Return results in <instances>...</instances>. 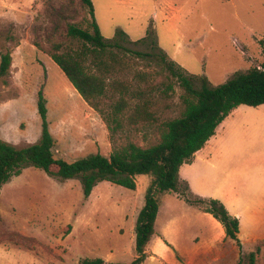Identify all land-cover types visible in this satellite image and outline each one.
Here are the masks:
<instances>
[{
    "label": "rangeland",
    "instance_id": "obj_1",
    "mask_svg": "<svg viewBox=\"0 0 264 264\" xmlns=\"http://www.w3.org/2000/svg\"><path fill=\"white\" fill-rule=\"evenodd\" d=\"M91 1L103 38L110 40L122 30L132 42L126 48L157 54L154 40L171 60L212 86L264 61V0ZM89 19L81 0H0V54L9 50L12 57L9 76L0 79L1 139L17 147L39 139L36 102L41 91L56 159L73 162L95 153L109 157L112 144L105 122L46 54L53 44L76 48L67 27L87 28ZM142 39L146 41L135 43ZM131 58L128 63L136 68L158 70L154 64L135 65ZM122 78L130 80L131 71ZM162 80L155 77V82ZM181 94L178 86L169 98L157 94L159 123L178 117ZM126 136L143 148L159 141L157 125ZM125 138L123 133L117 145ZM206 151L181 167V177L194 194L241 213L240 246L225 237L219 250L193 253L194 246L201 249L220 233L216 228L221 231V224L214 227L200 208L163 195L155 231L168 230L166 239L159 235L166 252L142 264H237L256 248L254 264H264V105L235 108ZM150 180L136 177L134 191L103 181L85 199L78 180L60 181L39 169H23L0 189V264H81L85 259L131 264L136 218ZM221 255L224 262L214 261Z\"/></svg>",
    "mask_w": 264,
    "mask_h": 264
},
{
    "label": "trees",
    "instance_id": "obj_2",
    "mask_svg": "<svg viewBox=\"0 0 264 264\" xmlns=\"http://www.w3.org/2000/svg\"><path fill=\"white\" fill-rule=\"evenodd\" d=\"M81 1L90 18L88 27L73 24L67 27V35L77 47L63 49L60 44H53L46 54L81 99L101 116L109 132L112 151L109 157L95 153L73 162L56 159L53 152L55 142L48 128L46 101L39 91L36 102L41 122L39 139L17 147L0 138V189L26 168L39 169L60 181L78 180L85 199L100 182L134 191L136 177L148 176L151 180L135 223L136 257L131 264H141L145 260L146 247L155 234L162 197L168 194H176L185 204L211 215L224 228L226 239L240 246L239 220L231 216L220 201L194 194L188 183L180 178L179 170L182 165L191 164L195 153L214 136L216 128L235 108L264 105V61L259 68L237 72L225 83L212 86L205 77L191 75L171 60L154 40H151L152 49H157V54L126 48L124 44L132 42L122 30H117L110 40L103 38L94 17L92 1ZM260 45L264 53V40ZM126 56L129 57L127 61ZM130 56L135 65L143 63L149 68L154 64L158 70L151 73L136 68L132 61L128 63ZM11 64V52L1 53L0 79L9 76ZM130 71V80L122 78ZM156 76H163V80L155 82ZM175 86L182 90L179 97L181 111L178 117L159 123L154 110L157 94L169 98ZM155 125L159 133L155 145L143 148L126 136V132ZM123 133L126 142L117 145V139ZM259 251L256 248L237 264H254ZM103 263L101 259L81 262Z\"/></svg>",
    "mask_w": 264,
    "mask_h": 264
},
{
    "label": "crops",
    "instance_id": "obj_3",
    "mask_svg": "<svg viewBox=\"0 0 264 264\" xmlns=\"http://www.w3.org/2000/svg\"><path fill=\"white\" fill-rule=\"evenodd\" d=\"M220 126V125H219ZM218 126V127H219ZM217 127V128H218ZM217 128H216V130H217ZM212 138H213V136L207 141V143L204 145V147L201 149V150H199L198 152H196L195 153V155H194V157H193V159H192V162L195 160V158H196V156L197 155H200L201 153H204L203 155H205L206 153H207V151H206V147H207V145L209 144V142H211L212 141ZM203 157V156H202ZM192 164V163H191ZM183 166V165H182ZM181 166V167H182ZM181 167H180V170H179V176H180V178L182 179V180H184V181H186L187 183H188V185H189V188L191 187V183L188 181V180H185L184 178H182L181 177ZM190 190H191V188H190ZM196 193H198V192H196ZM198 194H200V193H198ZM168 195H172L173 197H175V198H178L177 197V195H175V194H168ZM200 195H203L202 193L200 194ZM201 197V196H200ZM203 198H208V197H203ZM209 199H212V198H209ZM232 204V203H231ZM160 209H161V207L159 208V211H160ZM227 209V208H226ZM228 210V209H227ZM158 211V212H159ZM228 212L230 213V215L231 216H233V217H236L238 220H239V231H240V222H241V220H242V215H241V213H232V212H230L229 210H228ZM159 214V213H158ZM204 214V217H206V219L207 220H209L210 222H211V224L215 227L216 226V224L215 223H219V222H217L211 215H209V214H206V213H203ZM157 217H158V215H157ZM157 219V218H156ZM220 224V223H219ZM218 228H220V227H218ZM216 232H220L218 235H215V237H210V238H208V239H206V241L204 242V246L200 249V248H198L197 246H194V248H193V253H196V254H198V255H204V254H206L207 252H210L211 250H219V248H220V244L222 243V241L224 240V238H225V233H224V228L222 227V225H221V231H219V229H217L216 228ZM168 230H165L164 231V233L162 234H159V235H163V237L166 239L167 238V236L166 235H168ZM158 235V233L155 231V234H154V236L152 237V239H151V241L149 242V244L147 245V247H146V251H145V260H146V262L147 261H149V259H152V258H156V256L157 255H159V254H163V253H165L166 252V247H165V245H164V243L162 242V240H161V237ZM253 237H258V236H253ZM262 237V236H261ZM264 237V236H263ZM135 238V237H134ZM225 243H231V242H225ZM175 244H176V246H177V249L180 251V252H183V245H180V244H178L176 241H175ZM228 245H230V244H228ZM225 257V255H221V256H217L215 259H214V261H218L217 263H221L222 261L224 262L225 260L223 259ZM144 260V261H145ZM143 261V262H144ZM142 264V263H141Z\"/></svg>",
    "mask_w": 264,
    "mask_h": 264
},
{
    "label": "built area",
    "instance_id": "obj_4",
    "mask_svg": "<svg viewBox=\"0 0 264 264\" xmlns=\"http://www.w3.org/2000/svg\"><path fill=\"white\" fill-rule=\"evenodd\" d=\"M259 68V67H258Z\"/></svg>",
    "mask_w": 264,
    "mask_h": 264
}]
</instances>
